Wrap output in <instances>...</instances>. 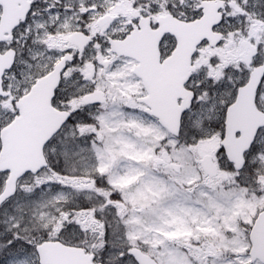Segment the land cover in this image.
<instances>
[{
	"label": "snow or ice",
	"instance_id": "6c2138e0",
	"mask_svg": "<svg viewBox=\"0 0 264 264\" xmlns=\"http://www.w3.org/2000/svg\"><path fill=\"white\" fill-rule=\"evenodd\" d=\"M0 264H264V0H0Z\"/></svg>",
	"mask_w": 264,
	"mask_h": 264
}]
</instances>
